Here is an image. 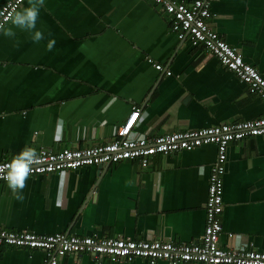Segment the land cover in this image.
Here are the masks:
<instances>
[{"label": "crops", "instance_id": "crops-1", "mask_svg": "<svg viewBox=\"0 0 264 264\" xmlns=\"http://www.w3.org/2000/svg\"><path fill=\"white\" fill-rule=\"evenodd\" d=\"M207 1L212 28L264 77V0ZM37 26L45 37L38 43L19 29L15 43L0 35V161L25 144L38 152L107 143L135 106L136 137L264 117V99L201 44L180 40L154 0H44ZM216 156L209 144L156 155L146 168L123 160L33 175L21 201L0 182V228L197 242ZM223 182L220 244L264 251V136L229 144ZM44 258L0 247V264ZM59 264L151 263L79 254Z\"/></svg>", "mask_w": 264, "mask_h": 264}, {"label": "built area", "instance_id": "built-area-1", "mask_svg": "<svg viewBox=\"0 0 264 264\" xmlns=\"http://www.w3.org/2000/svg\"><path fill=\"white\" fill-rule=\"evenodd\" d=\"M25 0H6L0 8V23ZM171 16V28L180 40L191 38L245 84L251 93L264 99V77L252 64L246 62L240 51L231 46L211 24L212 17L207 0L186 3L179 0H154ZM153 62L152 58H148ZM156 69H164L155 64ZM129 122L118 126L113 140L85 148H63L56 151L41 149L39 158L32 165L30 176L63 170H77L84 166L106 165L123 160H137L146 168L156 155H167L192 150L212 144L217 149L211 166L208 197L205 203L206 224L203 236L197 242L135 240L123 237L81 236L65 232L37 234L28 230L0 228V247L7 245L41 250L45 254L42 264H59L67 255L91 254L97 258L107 256L112 261L133 260L141 257L151 264L166 260L171 264L197 262L199 264H264V251L244 248H227L220 244L222 233L221 214L224 210L223 177L226 171L228 146L234 141L264 136V117L244 121L226 122L199 129L176 131L155 136H132L134 123L140 109ZM0 161V176L3 165ZM0 182H4L0 179Z\"/></svg>", "mask_w": 264, "mask_h": 264}, {"label": "clouds", "instance_id": "clouds-1", "mask_svg": "<svg viewBox=\"0 0 264 264\" xmlns=\"http://www.w3.org/2000/svg\"><path fill=\"white\" fill-rule=\"evenodd\" d=\"M44 0H27L23 7L13 9L0 23V35L13 39L16 37V30L27 33L34 43L44 40V32L37 26L40 9ZM56 44L54 38L47 39L46 50L51 51ZM39 158V154L33 146L25 144L18 152L3 165V175L0 176L12 193L13 197L21 201L24 199L23 189L25 181L32 172V165Z\"/></svg>", "mask_w": 264, "mask_h": 264}, {"label": "water", "instance_id": "water-1", "mask_svg": "<svg viewBox=\"0 0 264 264\" xmlns=\"http://www.w3.org/2000/svg\"><path fill=\"white\" fill-rule=\"evenodd\" d=\"M99 166H103V165H99Z\"/></svg>", "mask_w": 264, "mask_h": 264}]
</instances>
